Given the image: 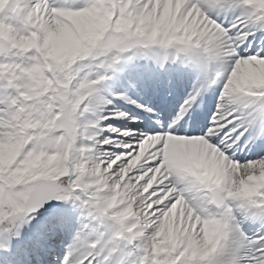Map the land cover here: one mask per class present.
I'll return each mask as SVG.
<instances>
[{"label": "snow or ice", "instance_id": "1", "mask_svg": "<svg viewBox=\"0 0 264 264\" xmlns=\"http://www.w3.org/2000/svg\"><path fill=\"white\" fill-rule=\"evenodd\" d=\"M0 264H264V0H0Z\"/></svg>", "mask_w": 264, "mask_h": 264}]
</instances>
